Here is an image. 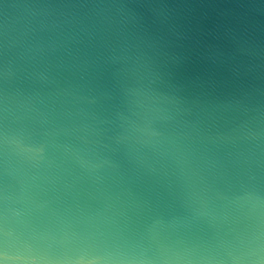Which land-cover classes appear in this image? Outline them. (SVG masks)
I'll return each mask as SVG.
<instances>
[{"label":"clouds","instance_id":"1","mask_svg":"<svg viewBox=\"0 0 264 264\" xmlns=\"http://www.w3.org/2000/svg\"><path fill=\"white\" fill-rule=\"evenodd\" d=\"M260 4L168 34L172 65L140 0L0 28V264H264ZM69 191L100 206L73 222Z\"/></svg>","mask_w":264,"mask_h":264},{"label":"water","instance_id":"2","mask_svg":"<svg viewBox=\"0 0 264 264\" xmlns=\"http://www.w3.org/2000/svg\"><path fill=\"white\" fill-rule=\"evenodd\" d=\"M32 0H0V28H10L19 23L24 5ZM149 8L158 10V15L149 20V26L159 40L158 47L161 51L162 59L169 65L175 63L172 57H164L163 53L168 47L173 46L168 42V34L175 30L187 31L189 22L196 27L201 24L209 25V18L217 23L224 21L237 14H247L253 20H260L261 4L260 0H140ZM183 26V27H182ZM215 33V25H209ZM223 38L225 30L219 29ZM213 43H219L213 37H209ZM188 43L187 41H178ZM196 73L194 71H181L176 75V79L187 83L190 87L195 86ZM112 101H107L105 107L108 108ZM16 207V205H13ZM99 201L87 198L84 195H77L74 192L64 193L62 202L57 205L61 209H70V218L75 222L81 215L90 213L99 207Z\"/></svg>","mask_w":264,"mask_h":264}]
</instances>
